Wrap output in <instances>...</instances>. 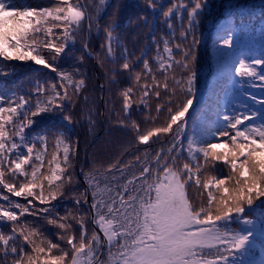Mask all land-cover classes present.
Segmentation results:
<instances>
[{
  "label": "snow or ice",
  "instance_id": "6c2138e0",
  "mask_svg": "<svg viewBox=\"0 0 264 264\" xmlns=\"http://www.w3.org/2000/svg\"><path fill=\"white\" fill-rule=\"evenodd\" d=\"M106 2L99 0L93 16L83 0H49L41 7L18 6L12 0H0V77L10 75L17 67L4 62L31 61L56 73L58 78V84L37 81L27 97L0 85V186L11 196L27 201L20 203L0 195V201L6 202L0 203V225L10 227V232L0 229V264H235L237 254L246 251L252 235L248 226L253 221L247 216L264 206V99L248 97L252 105L259 106V114L247 104L224 112L217 108L212 114L215 118H209L202 133L196 136L188 133L186 145L181 141L185 134L184 117L195 92V71L190 67L196 61L195 29L207 6L206 0H189V3L181 0L163 8L162 23L167 25L170 35L152 36L156 51L151 61L155 68L148 58L147 47L141 49L139 57L133 54V59L142 61L140 70L133 68L127 48L120 57L123 60L120 71L128 72L132 78V85L119 93L126 118L119 121L120 125L130 127L141 145L148 144L153 137L172 133L170 146L166 150L161 147L154 154L145 151L143 159L136 156L140 171L131 178L126 175L127 168L135 167L131 163L120 167H117L119 162L111 164L100 176L85 173L88 185L85 192L71 193L75 211L66 209L60 215L52 203L59 197H67L64 189L74 183V176L68 172L73 155L70 139L62 131L54 134L56 151L47 161L48 172H45L42 169L48 137L30 136L26 130L36 123V117L48 113H63V120L73 123L63 102L76 103L86 86V78L79 69L62 70L56 62L73 55L66 49L76 43L86 20L89 34L93 27L99 34L98 17ZM143 2L153 16L163 7L157 0ZM118 11L119 5H116L104 28L101 44L108 62L113 65V82L116 51L121 48L116 34ZM173 17L182 25L179 42L171 22ZM139 20L149 31L153 30V20L145 15ZM190 34L192 44L186 47ZM218 39L221 47L231 48V29H225ZM83 46L92 55L86 38ZM173 47L181 53L179 59L175 58ZM96 58L103 67L105 60L100 54ZM83 59L82 55L76 57L81 63ZM262 64L264 60L249 64L239 59L235 75L241 80L248 79L249 86L257 80L264 85V72L256 70ZM176 68L186 75L177 78ZM137 91L139 100H134ZM178 92L184 99L173 106L172 97ZM165 94L167 100L162 104L159 101ZM153 98L156 116L151 115ZM84 99L87 101L86 96ZM133 103L137 104V110L143 105L149 111L146 121L157 120L166 108L165 124L141 133L137 122L127 119ZM209 137H215L216 142H210ZM61 151L62 159L57 155ZM183 153L187 154L186 159ZM217 163L227 167L229 174L225 178L208 175L202 181V170L214 169ZM190 188L199 194V205L192 201ZM81 201L88 209L83 214ZM25 216L44 219L58 229L56 240L60 243L45 235L35 220H23ZM89 220L94 226L90 234ZM233 224L240 227L234 229ZM74 225L79 226L78 232ZM102 253L104 259H101Z\"/></svg>",
  "mask_w": 264,
  "mask_h": 264
},
{
  "label": "trees",
  "instance_id": "16d2710c",
  "mask_svg": "<svg viewBox=\"0 0 264 264\" xmlns=\"http://www.w3.org/2000/svg\"><path fill=\"white\" fill-rule=\"evenodd\" d=\"M264 0H206V8L201 12V20L198 27L195 29V36L198 43L194 46L196 54V61L192 67L195 71V83L194 88L202 86L200 80V72L203 70L206 60L208 59L213 67L211 78L209 81L208 94L206 102L196 110H188L185 114V134L181 136V141L187 144V134L192 133L196 136L202 133L208 125L209 118H215L212 114L219 108V111L224 112L226 109L231 111L234 107L240 108L242 104L250 105L256 108L259 114V106L252 105V101L248 97H255L257 100L264 99V85L260 81H255L252 86H249L248 79L239 78V84L243 88V95H238L233 88L232 78L235 75V66L239 59H244L246 63H253L254 60H264V46L262 39L264 36L261 31L254 30L256 25L255 17L259 16L264 19V9L257 7L256 3ZM16 5H24L31 7H41L49 3V0H12ZM99 0H83L88 12L95 16L96 4ZM158 4L162 5V8H158L154 16L152 10L147 7L143 0H107L105 5H102L100 15L98 17V23L100 26L99 34L95 27L89 34L87 31L88 22H84L83 31L80 37L74 45H70L66 51L73 53L70 57H64L56 62L58 68L62 70L72 71L75 67L81 71L86 78V86L82 89L76 103L69 104L68 101L63 103L67 105L66 111L71 115L73 123L68 124L63 120V113L55 112L42 114L40 117H36V123H34L29 129L26 130L28 135L44 134L48 137L47 142V156L45 157V165L42 171L48 172L47 161L51 159V155L56 151L54 134L58 132H64L70 139L71 150L73 155L71 156V168L68 172L74 176V183L65 187L64 191L67 193V197H59L52 203L56 205V211L60 215H64L66 209L75 211L74 201L71 198V193L85 192L88 185L85 182V173L94 172L97 176L104 173V170L111 164H117V167L134 164L135 167L126 169V175L131 178L135 173L139 174L140 165L136 162L135 157L141 156L143 159V153L145 151L150 154H154L160 150L161 147L167 149L173 140L172 133L167 135H161L159 137H153L149 140L148 144L141 145L136 140V134L130 127H123L119 121L125 120V115L122 112V97L119 93L132 85V78L128 72L120 71L119 65L123 63L120 59L124 48H127L129 53V59L132 60V66L136 70H140L142 61L133 59V54L139 57L141 49L147 47L148 58L155 68L154 62L151 61L152 55L155 54L156 48L152 44V36L170 35V30L165 23H162V10L170 5V3H180L181 0H157ZM184 3H189V0H183ZM119 5V11L116 15V34L121 41V48L116 51L117 63L115 66L116 79L112 81L113 65L108 62L107 57L101 49V44L104 42L105 33L104 28L110 22L113 11ZM211 6L208 10L207 8ZM228 7L232 10L231 15L226 18L229 21V27L231 31H236L243 41H245L253 52L242 55L240 58L229 59V55L225 51V48L221 47V41L218 39L219 35H223L224 32L216 34L215 30L217 25L210 34V40L204 45V40L207 35V28L216 16H220L221 10ZM240 7V9H238ZM249 7H256L257 9L250 10ZM186 17V13H182ZM141 15L147 16L148 19L153 20V30L149 31L148 27L139 20ZM171 22L176 29V41H180L179 30L181 29V21L171 18ZM254 24V25H252ZM221 29V28H220ZM259 33L255 38V34ZM87 39L88 49L92 53L93 58H90L84 51L83 41ZM192 44V35L190 34L185 42V46ZM256 46V47H253ZM161 52L163 45H160ZM47 55V53H45ZM97 54L101 55V58L105 60L103 67L97 60ZM173 54L176 59L180 58L181 53L173 47ZM83 56V63L76 60V57ZM229 59V60H228ZM228 60V61H227ZM4 63H10L17 65L14 72L8 76L0 77V85H6L9 89L14 90L17 94H23L26 97L30 95L31 90L35 87L37 81L47 83H57L58 78L56 73L51 72L49 69H45L42 66L35 65L31 61L18 62L7 61ZM257 72H264V64L260 65ZM159 75V74H158ZM175 75L177 78H181L186 73H181L179 68L175 69ZM102 86V88H100ZM223 94L224 105H220V95ZM87 97L85 101L84 97ZM134 100H139V92L133 96ZM184 97L179 92L175 97H172L173 106L177 101H183ZM194 101V96L192 97ZM167 100V94L161 99L160 103L164 104ZM34 102V98H33ZM151 115L156 116L155 112V98L150 101ZM131 115L127 117L129 120H135L139 125L141 133L145 132L148 128L154 126L164 125L166 122V108L162 109L155 121L145 120V117L149 115V111L144 109L143 105L139 106L137 110V104L133 103L130 108ZM91 119L92 123H89ZM175 131V126H173ZM99 133L97 139L92 143L91 140ZM224 139V138H222ZM210 142H216L215 137H209ZM59 158L62 159V151L57 152ZM183 157L186 159L187 154L183 153ZM50 174V173H49ZM229 174V169L222 163H217L215 168L207 167L200 173L201 180L207 179L208 175H216L219 178H225ZM110 175V174H109ZM119 175V172H116ZM103 184V180H101ZM189 193L192 201L199 205L200 196L193 190L189 189ZM0 195H7L11 200L19 201L20 203H27L26 200L19 197H13L10 193L0 186ZM206 195V194H205ZM31 199V198H29ZM89 204L92 197L89 193L87 196ZM264 199V198H262ZM0 203L6 204L5 201ZM35 203V202H34ZM257 201L256 204H259ZM37 207H44V205H38ZM87 206L81 201V214L87 212ZM264 211V210H263ZM249 214L248 217H251ZM264 218V215L261 216ZM23 220L33 221L39 225L41 230L54 242L60 243L56 240V233L58 229L47 224L46 220L39 219L33 216H25ZM77 232L78 225H74ZM89 234L93 229V225L89 220L87 222ZM234 229L240 227L233 224ZM0 229L6 232H10V227L0 225ZM97 231H99L97 229ZM101 235V234H100ZM102 236V235H101ZM241 254H237L235 264H239ZM105 258V254L101 259Z\"/></svg>",
  "mask_w": 264,
  "mask_h": 264
}]
</instances>
